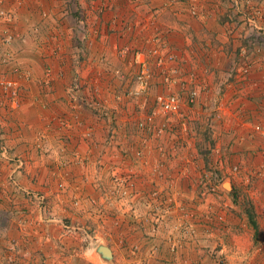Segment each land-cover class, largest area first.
<instances>
[{
	"label": "rangeland",
	"instance_id": "obj_1",
	"mask_svg": "<svg viewBox=\"0 0 264 264\" xmlns=\"http://www.w3.org/2000/svg\"><path fill=\"white\" fill-rule=\"evenodd\" d=\"M3 81L0 264H264V0H0Z\"/></svg>",
	"mask_w": 264,
	"mask_h": 264
},
{
	"label": "built area",
	"instance_id": "obj_2",
	"mask_svg": "<svg viewBox=\"0 0 264 264\" xmlns=\"http://www.w3.org/2000/svg\"><path fill=\"white\" fill-rule=\"evenodd\" d=\"M12 86L13 82L11 81L0 82V88L2 87V89L4 88L5 90L12 89V92H14ZM157 101L159 102V107L167 113H175L179 109V103L173 95H169L168 97H158ZM262 135L264 136V130Z\"/></svg>",
	"mask_w": 264,
	"mask_h": 264
},
{
	"label": "water",
	"instance_id": "obj_3",
	"mask_svg": "<svg viewBox=\"0 0 264 264\" xmlns=\"http://www.w3.org/2000/svg\"><path fill=\"white\" fill-rule=\"evenodd\" d=\"M98 253L101 254V256L104 258V259H110L111 258V253L109 251V249L107 247H99L98 248Z\"/></svg>",
	"mask_w": 264,
	"mask_h": 264
},
{
	"label": "crops",
	"instance_id": "obj_4",
	"mask_svg": "<svg viewBox=\"0 0 264 264\" xmlns=\"http://www.w3.org/2000/svg\"><path fill=\"white\" fill-rule=\"evenodd\" d=\"M35 2L38 3V4H42L44 1H43V2L35 1ZM25 3H26L27 5H26V8L24 7V9L28 10V4H29V3H28V1L25 2ZM27 14H28V11H27Z\"/></svg>",
	"mask_w": 264,
	"mask_h": 264
}]
</instances>
